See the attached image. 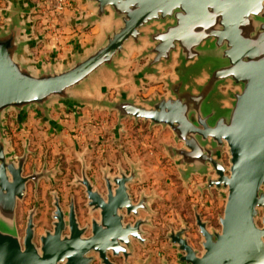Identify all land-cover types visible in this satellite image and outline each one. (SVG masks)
Wrapping results in <instances>:
<instances>
[{
    "label": "water",
    "instance_id": "water-1",
    "mask_svg": "<svg viewBox=\"0 0 264 264\" xmlns=\"http://www.w3.org/2000/svg\"><path fill=\"white\" fill-rule=\"evenodd\" d=\"M0 16V264H119L134 255L135 244L150 239L144 226L153 225L155 189L133 191L142 180L139 162L130 169L102 166L103 189L88 175L79 152L89 212L81 225L75 197L68 209L52 191L53 229L34 240L36 205L30 210L23 238L17 207L31 181L53 179L58 165L26 173L31 152L10 150L5 123L10 111L21 128L28 110L59 128L52 105L77 110L85 105L116 111V137L129 117L169 127L175 141L165 144L176 159L181 178L203 175L200 190L225 194L221 227H209L195 205V222L202 235L200 250L186 234L188 225L166 233L180 264H264V0H87L93 12L68 18L72 25L100 26L87 45L75 42L65 59L35 60L30 47L44 38L33 33V0H7ZM144 61L130 69L131 52ZM172 70L166 74L162 68ZM152 78L164 82L165 92L149 96L131 93L124 83L144 88ZM115 86L113 97L103 93ZM226 87V88H224ZM224 151L229 159L223 158ZM69 231L64 233V230ZM90 231L89 234H86ZM144 261V264L147 263ZM164 264H170L164 258Z\"/></svg>",
    "mask_w": 264,
    "mask_h": 264
},
{
    "label": "rangeland",
    "instance_id": "rangeland-1",
    "mask_svg": "<svg viewBox=\"0 0 264 264\" xmlns=\"http://www.w3.org/2000/svg\"><path fill=\"white\" fill-rule=\"evenodd\" d=\"M6 6H8V1L0 0V11ZM97 31L98 29L95 28L92 34ZM134 50L131 52L130 60L135 59L138 54H135L138 52L137 49ZM144 59L132 60L130 69L138 66ZM155 88H161V86L149 85L146 90L139 91V93L140 95H149L156 91ZM159 90L162 91V89ZM113 91V88H104L102 92L112 96ZM123 123L124 127L120 136L116 137L113 134V126L102 136V139L99 138L100 140H97L96 143L89 144L85 148L75 146L73 140H69V143L68 141L62 143L53 141L51 143L50 139L44 138L42 142L35 145L30 140L31 152L26 162L25 172H31L34 167L41 169L46 159L48 169L56 165H58V169L54 172L53 179L42 178L37 190L34 183L30 181L25 197L19 200L17 225L22 238L25 234L29 212L35 205V241L40 243V234L44 233L46 229H53V190L59 192L61 202L66 209H68L71 197H75L78 219L81 225L89 223L93 216L98 215L97 211L89 212L84 186L75 183L74 180L76 174H81L82 163L79 152H84L88 165V175L92 180H97L98 186L102 189L104 186L100 180L102 176L101 167L110 165L112 172H116L118 164H121L123 168L130 169L129 159H131L134 162H139V167L143 169L142 180L135 183L134 191L138 187L146 186L148 189H155L157 194L153 202L155 211L152 218L154 223L150 228L155 229L157 237L161 240L163 238L164 241L156 243L150 238L145 246L136 243L137 247L135 246L134 255L130 257L129 263H124L122 257H114L119 264H144L146 260H148L146 264H153L150 260L154 255L158 256L159 264H164L163 259L169 260V257L170 264H180L177 260L176 248L165 237L170 226L180 228L188 225L189 229L186 234L189 241L196 248L203 249L202 235L195 222V205L202 213L203 218L208 220L209 227L219 228L221 227L219 216L223 214L226 202L225 194L215 188L200 190L197 185L203 184L205 180L203 175H195L189 182H185L181 178L175 157L172 158L165 148V144L170 141L169 133L172 132L169 127H163L161 124L151 125L150 121L129 117L125 118ZM17 139L16 143H11L9 149L17 154H22L25 140ZM174 144L181 146L183 142L174 139ZM223 158L228 162L227 151H224ZM154 171H157L161 177H155ZM143 177L146 179L144 180ZM166 188L169 192L164 191ZM89 232L87 231L86 234ZM163 242H166L165 245ZM120 258L122 261H119ZM98 264L101 263L98 261Z\"/></svg>",
    "mask_w": 264,
    "mask_h": 264
},
{
    "label": "crops",
    "instance_id": "crops-1",
    "mask_svg": "<svg viewBox=\"0 0 264 264\" xmlns=\"http://www.w3.org/2000/svg\"><path fill=\"white\" fill-rule=\"evenodd\" d=\"M33 1L35 2V0ZM73 3L74 9L67 10L65 12V16L63 17V19L65 20L64 33L60 36L62 45H55V41L52 40L50 35L47 33L48 31L45 28L46 26L43 25V23H41L37 19L35 13L32 12V17L34 18L33 33L42 34L44 36V38L41 39L36 45L30 47L35 60H50L52 54H55L59 60L65 59L68 56L69 52L72 51L76 41H79L82 46L85 47L93 40L94 37L97 36L100 30V26L98 24H95L89 28H84L83 24L72 25L68 23V18L71 16H75L78 13L89 14L93 12V8L90 7L87 0H74ZM3 19L4 17L1 15V22H3ZM95 28H97L98 31L92 34V31L95 30ZM136 53L138 52H135V54ZM130 59L131 58H129V60ZM142 62H140L139 65H141ZM134 68H132L131 70H133ZM171 70L172 68L170 67L162 68V73L166 74ZM152 82H154V84ZM149 85H160L161 88H155V90L160 93L165 92L164 82L156 81L155 78H152L149 83H145L144 88H137L135 84H132L130 82L124 83L125 88L130 89L131 93H137L138 95H140L139 91L146 90ZM112 88L114 89V94L110 97H113L116 92L115 86H110V89ZM159 89H162V91ZM149 95L142 94V96L145 97ZM15 114V111H10L5 121L8 126L6 129L8 139L12 140V138L15 137L12 142L16 143L18 141L17 138L25 140L26 137H29L33 145L42 142V140L45 138L48 140L50 139L51 143L53 141L58 143L68 141L69 143V140H73L75 146L85 148L88 147L89 144H94L97 140L102 139V136L105 135L109 131V129L113 127L117 122L116 111L94 108L89 105L78 107L77 110L69 109L65 105H52L50 114L53 118L59 121V130L57 128H52L48 122H43L39 117H37L36 111L33 108L28 110V117L26 120L25 128H21L20 125L15 121V119L13 118ZM124 121L125 119H123V122ZM169 135V143L174 144L173 132L170 131ZM153 174L155 177H161L160 174L157 173V171H154ZM143 179L145 180L146 178L143 177ZM135 185L136 184H132L133 191ZM142 187H144L147 191L151 190L146 186ZM164 191L169 192L167 188L164 189ZM150 227L151 226L147 225L144 226V228L148 231L147 236H150L149 238H151L156 243L164 241L163 238L161 240L159 237H157V231H155V229H151ZM153 231L154 234H152ZM165 243L166 242H163V245H165ZM173 259L174 258L172 257V260ZM168 261H170V257Z\"/></svg>",
    "mask_w": 264,
    "mask_h": 264
},
{
    "label": "built area",
    "instance_id": "built-area-1",
    "mask_svg": "<svg viewBox=\"0 0 264 264\" xmlns=\"http://www.w3.org/2000/svg\"><path fill=\"white\" fill-rule=\"evenodd\" d=\"M74 0H35L33 12L37 19L45 25L47 33L55 41V45H62L60 36L64 33L65 12L74 9Z\"/></svg>",
    "mask_w": 264,
    "mask_h": 264
},
{
    "label": "flooded vegetation",
    "instance_id": "flooded-vegetation-1",
    "mask_svg": "<svg viewBox=\"0 0 264 264\" xmlns=\"http://www.w3.org/2000/svg\"><path fill=\"white\" fill-rule=\"evenodd\" d=\"M153 84H154V82H152ZM224 88H226V87H224ZM34 221H35V217H34ZM67 230V229H66ZM66 230H64V233H66L67 231ZM35 233H36V229H35ZM41 235V234H40ZM34 238H35V236H34ZM35 240V239H34ZM136 246V245H135ZM137 247V246H136ZM135 247V248H136ZM117 261V260H116ZM119 261H122V259L120 258L119 259ZM153 264H159V258H158V256H156V255H154L153 257H152V260H150ZM118 262V261H117ZM92 264H98V260H94L93 261V263Z\"/></svg>",
    "mask_w": 264,
    "mask_h": 264
}]
</instances>
